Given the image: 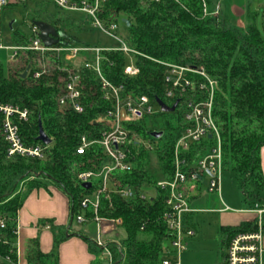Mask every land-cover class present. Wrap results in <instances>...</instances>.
Instances as JSON below:
<instances>
[{"label":"trees","instance_id":"obj_1","mask_svg":"<svg viewBox=\"0 0 264 264\" xmlns=\"http://www.w3.org/2000/svg\"><path fill=\"white\" fill-rule=\"evenodd\" d=\"M204 1L210 14L220 4L218 16H205L202 0H124L105 4L100 16L108 19L114 15L119 24L127 27L128 43L138 53L134 60L139 74L135 77L125 75L126 57L115 52L106 53L103 72L112 84L123 87L126 94L147 96L151 102L170 103L165 95L168 68L163 64L204 68L216 82L213 116L222 136L224 170L250 174L248 179L257 191L254 201L264 204L260 193L263 187L264 37L255 24L257 15L249 4L245 9L246 27L242 29L231 24L236 19L229 13L230 8L225 1ZM233 3L244 6L243 1ZM46 4L51 3L48 1ZM55 10L50 19L36 16L29 21L33 24L39 20L55 28L60 34L57 46L82 45L71 32H83L84 26L76 24L71 14L56 6ZM123 20L130 25L127 26ZM12 35L13 45L27 44L28 35L15 29ZM22 73L0 62V105L30 111V121L19 124L20 134L27 145L45 147L38 140L40 124L52 145L48 146L44 160L8 157V145L1 134L4 116L0 113V221L5 222L4 228L0 226V264H16L18 213L30 192L46 188L47 183L54 184L71 199L72 222L82 214L79 196L82 190L75 185L69 165L75 160L81 136L98 137L99 126L94 121L110 108V104L101 99L97 81L92 75L87 79L85 91V102L91 107L78 115L58 109V74L35 81L31 74L23 79ZM188 78L196 84L194 91H187L182 99L177 96L171 105L179 102L176 111L161 112L158 116L162 122L155 121L150 129V132H164L158 145L155 139L151 138V141L156 144L154 155L165 172L170 171L174 145L184 127L183 103L207 99V93L200 89L205 80L198 75H189ZM146 118L135 129L142 137L150 138L144 123ZM210 146L209 140L192 144L184 158L191 163L206 155ZM141 174L133 176L129 182L138 195L142 180H145L155 190L154 198L147 201L137 196L127 201L113 196L111 207L108 202H103L99 212L103 218L123 220V229L118 237L122 251L116 245H110L114 264H161L163 247L170 242L169 229L162 221L167 194L156 188L153 176L144 171ZM246 184L247 180L244 181ZM86 215L90 217V214ZM254 229L252 221L227 230L223 245L235 235ZM62 241L57 239L52 251L44 254L39 240H31L27 245L26 263L59 264L58 250ZM7 258L10 263L5 261ZM223 260L222 254L220 264Z\"/></svg>","mask_w":264,"mask_h":264},{"label":"built area","instance_id":"obj_2","mask_svg":"<svg viewBox=\"0 0 264 264\" xmlns=\"http://www.w3.org/2000/svg\"><path fill=\"white\" fill-rule=\"evenodd\" d=\"M21 1L17 0V2ZM47 1L62 12L86 16L93 28L120 44L116 48L68 44L46 47L39 38L37 27L30 24L31 33L27 44L10 48L13 51L11 62L21 56L29 58L28 74L32 75L33 80L37 81L44 76L58 74L59 111L78 115L86 112L89 105L85 102V91L90 75L97 81L101 99L110 104V108L94 121V124L99 126L98 137L81 136L75 151V160L70 163L69 171L75 185L82 190L80 194L82 214L78 215L75 221L80 225L95 224L96 237L93 243L100 249L102 258L108 264H114L115 259L110 245H116L119 251H122L118 237L123 228V220L103 218L99 212L103 202H108L111 207L113 196L127 201L137 196L147 201L154 198L155 194L148 197L151 188L145 180H142L138 195L136 188L129 180L133 176L142 175V171L151 175L149 168L143 170L142 167L149 162L148 156L153 148L150 143L146 144L143 141L135 126L144 118L155 115L152 104H157V101L151 102L147 96L126 94L123 87L112 84L103 72V63L107 60L106 53H121L131 59L138 54L128 42L119 37V23L114 19V15L108 19L100 16L103 14L105 4L124 0ZM202 1L205 16H218L221 11L220 4H217L214 13L210 14L205 1ZM10 4L11 0H0V10ZM1 38L0 31V42ZM2 48L0 43V49ZM163 65L168 68L165 75L167 85L165 95L170 103H165L167 106L171 107L177 96L182 99L187 91H194L196 84L188 78L189 75H198L203 78L205 83L200 86V89L207 93V99L203 102L190 100L183 103L184 127L174 145L170 171L165 172L164 168L158 165L162 180H155L156 188L167 194L162 221L171 235L169 244L163 247L161 264H180L181 255L188 250V242L195 236V232L186 223V218L191 212L189 206L191 195L206 179L208 191L221 194L225 172L223 141L213 116L216 82L211 80L204 68ZM124 74L135 77L139 74V69L134 64L126 66ZM158 107L160 108L159 105ZM0 113L4 116L1 134L8 145V157L44 160L48 147L27 145L20 134L19 124L30 121V111L15 106L0 105ZM205 140L211 141L208 153L191 163L188 162L184 154L190 150V146ZM154 149L156 150V147ZM246 176L250 178V174ZM88 183L91 184V188L84 189L83 185ZM247 198L254 203L249 212L255 214L253 220L255 229L249 233H239L226 242L223 264H263L264 204L251 201L248 195ZM86 213L90 214V217ZM0 226L5 227L4 220L0 221ZM17 233L18 223L16 235ZM110 237L113 240H109ZM18 257L17 248L16 264H18ZM5 261L11 262L9 258Z\"/></svg>","mask_w":264,"mask_h":264},{"label":"crops","instance_id":"obj_3","mask_svg":"<svg viewBox=\"0 0 264 264\" xmlns=\"http://www.w3.org/2000/svg\"><path fill=\"white\" fill-rule=\"evenodd\" d=\"M12 1L15 2V4L12 3V5H14L13 7H19L22 4V2L18 3L17 0ZM224 1L227 4H231L229 7L230 9L232 7H237V4L233 3L234 1ZM242 1L243 0H240V2ZM46 2L48 1H36L33 4L34 7H32L29 12L32 15L28 18L32 19L36 16H43L50 19V16H52L56 10L50 11L49 5H47ZM252 2L253 4L250 5L251 0H244V6L242 7L239 5V7L243 10H247L249 4L253 6L256 12L264 11V0H252ZM23 5H25V3ZM41 10L45 12L43 13ZM28 18H25V20L29 21L30 19ZM73 18L76 24H81V26L85 28V19L84 21H79L76 20L75 17ZM13 26V24L9 26L12 34L14 29ZM0 31L2 32L1 27ZM12 37L11 41L13 44ZM14 46L15 45H13V47ZM261 167L263 187L260 193L264 197V148L261 151ZM205 181L198 185L197 191L191 195L189 200L191 212L186 218V223L187 226L195 232V236L188 242V250L182 254L183 264H192L193 261H195L193 260L195 254L200 247L206 243L212 245L209 251V261L207 264H220V243L223 244L226 238L225 232L229 229L238 228L244 223L252 222L255 219V214L249 212L252 210L254 203L249 200L248 202L244 200L248 208H231L224 200L223 182L221 194L219 195L217 193H210L208 191V184H205ZM255 192H257L256 188H254L251 195L254 196V194H256ZM229 202L233 204V206L237 204L233 198H230ZM71 204L69 196L61 188L51 183H48L46 188L34 190L27 195L24 205L18 213L17 220L18 264H27L25 259L27 245L28 242L35 239L39 240L40 249L44 254H49L52 251L57 239H63L58 250L59 264H100L103 258L101 257L100 259V257H97L100 249L93 243V239L96 237L95 224L75 225V222L71 220ZM205 217L207 218L206 220L211 222V230H209L212 232V236L207 234L209 230H207L206 227L209 223L207 224V221L204 219Z\"/></svg>","mask_w":264,"mask_h":264},{"label":"rangeland","instance_id":"obj_4","mask_svg":"<svg viewBox=\"0 0 264 264\" xmlns=\"http://www.w3.org/2000/svg\"><path fill=\"white\" fill-rule=\"evenodd\" d=\"M36 1L44 2L45 0H22L21 1L22 4L19 7L18 6L13 7L14 5H12V3L15 4V2L12 1L8 7L0 10V25H1L0 27L2 30L1 32L2 39L0 43L3 47L2 49H0V62L5 67H10V69H15V70H19L20 72H23L22 74H24L25 71L28 69V65H29L28 59L29 58L21 56V58H18L13 62L10 61L13 55V51H11L10 48L13 47V44L11 41L12 32L10 31L9 26L10 24H13L14 25L13 28L16 31L19 30L23 32L24 34L28 35V37H30L31 29H30L29 21H26L25 18L31 17L32 14H30L29 12L31 11V8L34 7L33 4ZM229 1L238 2L240 0H229ZM221 2H224V0H221ZM24 3L25 5H23ZM252 4L253 2L251 0L250 5ZM228 6L230 7L231 4H228ZM238 7L239 6L237 5V7H232L231 9H229L230 10L229 13L231 14V16L236 19L235 21H232L231 24L236 25L239 28L245 29L246 27L245 17L247 15V12L245 9L243 10L242 8L240 7L238 8ZM251 8H252V11H255L253 6H251ZM49 9L50 11H54L55 6L51 3L49 5ZM255 13L257 15L255 19V24L257 25V27L261 31V34L264 37V11H257V12L255 11ZM71 15H73V17H75L76 20H79V21L81 20L84 21V19L86 20V22L84 23L85 29L83 32H78L75 30L71 32V35L74 37H77V39L82 45L88 46V47H102V48H116L120 46L118 42L106 36L101 31L93 28L90 24V21H88V19L86 18V16L79 14V13H73ZM119 28H120L119 37L123 41L128 42L129 35H128L127 27L124 26L122 23H120ZM126 61H127L126 66H131L133 64L135 65V60L133 58L131 59L129 57H126ZM152 107H153V111L155 112V115L151 117H147L144 121V123L147 124L146 125L147 134L150 133V129L153 128V123L155 121L162 122V120H160L161 118L158 116L159 114H161L160 108L158 107L157 104H152ZM166 116H169V115H166ZM142 139L143 141L146 142V144L150 143L153 148L152 152H150L151 155L149 156V159H148L149 162L145 163L144 165L145 167L143 166L142 169L145 170L146 168L147 170L149 168L150 174L155 178L156 181L162 180V173L158 167L159 161L154 155L156 151L154 148L156 147V144L158 145L157 142H160L161 140H157V141L155 140L156 142L155 144V142L151 141V137L150 138L142 137ZM163 141H165V139ZM223 158H224V155H223ZM247 178L248 177L246 175H240L235 172H232L231 170H227L224 172L223 181H222L223 182V196H224V200L228 203V206H230L231 208H237V209L248 208L244 200L248 202L249 199L245 196V194L250 196L251 201H254V196L251 195L252 191L254 190V186H252L250 179H247ZM245 180H247L248 182V184L246 185H244ZM205 182H206L205 184H207L208 182L207 179ZM148 188L149 187H147V189ZM79 194H81V192ZM154 194H155V190L150 189L148 193V197H152ZM230 198H233L237 202L236 206H233V204L229 202ZM204 219L205 221H207V224L209 223L206 227V229L209 230L211 226V222L209 220H206L207 219L206 217ZM76 224L78 223L75 221V225ZM210 230L207 231V234L209 235L212 234ZM121 232L122 230L119 232V235L121 234ZM109 240H113L112 237H110ZM211 248H212V245L210 243H206L202 245V247H200V249L195 254L193 258V260L195 261H193L192 264H207V262L209 261V251L211 250ZM220 248H221V252H219V255L221 254V260H222V254L225 251V246L220 243ZM101 254L102 253L100 251L99 254L97 255V257H100V259L102 257ZM100 264H108V263L102 259ZM180 264H183L182 255L180 257Z\"/></svg>","mask_w":264,"mask_h":264},{"label":"water","instance_id":"obj_5","mask_svg":"<svg viewBox=\"0 0 264 264\" xmlns=\"http://www.w3.org/2000/svg\"><path fill=\"white\" fill-rule=\"evenodd\" d=\"M123 23H125L127 26L130 25L127 20H123ZM33 25L37 27V29L39 30V38L41 39V41L46 47H53L59 44L60 34L55 30V28L41 21H35ZM28 72H29V69H27L25 73L22 75L23 79L27 77ZM156 101H157V104L160 106L161 112L163 113H173L176 111L179 105V102H177L172 107H169L160 100H156ZM149 136L155 140H161L164 136V132L162 131L161 132H158V131L151 132ZM38 140L46 146H50L52 144V140L49 139V137L45 134L41 124L39 128ZM83 188L90 189L91 184L89 183L84 184Z\"/></svg>","mask_w":264,"mask_h":264}]
</instances>
